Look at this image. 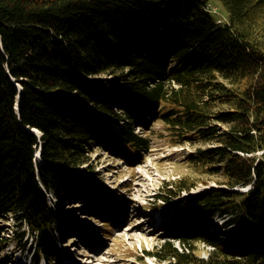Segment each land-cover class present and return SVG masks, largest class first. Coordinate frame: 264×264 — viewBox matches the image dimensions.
Wrapping results in <instances>:
<instances>
[{"label": "trees", "instance_id": "trees-1", "mask_svg": "<svg viewBox=\"0 0 264 264\" xmlns=\"http://www.w3.org/2000/svg\"><path fill=\"white\" fill-rule=\"evenodd\" d=\"M139 110L148 131L162 121L173 144L205 145L186 164L225 182L173 201L190 189L179 179L163 212L222 227L178 231L185 248L168 239L151 254L264 264V0H0V264L8 216L33 236L34 264L62 256L50 197L107 205L92 153L142 159L151 137L135 130Z\"/></svg>", "mask_w": 264, "mask_h": 264}, {"label": "rangeland", "instance_id": "rangeland-1", "mask_svg": "<svg viewBox=\"0 0 264 264\" xmlns=\"http://www.w3.org/2000/svg\"><path fill=\"white\" fill-rule=\"evenodd\" d=\"M213 10L221 19H226L218 2L213 4ZM137 114L142 121L135 125V130L151 137L150 148L140 160L130 152L122 153L120 148L114 150L105 145L93 151L99 177L96 181L107 193V205H90L80 199L62 202L50 197V203L58 208L64 220L61 230L56 233L63 257L52 263L40 257L37 264H175L159 260L151 253L166 240H174L173 233L186 231L199 220L185 215L179 222L174 221L171 209L168 214L162 210L163 206L171 204L163 196L179 189L172 200L186 198L212 187L224 186V178L197 171L186 164L188 155L205 145L173 144L162 121L155 122L148 131L147 125H143L144 114L140 110ZM181 178L189 179V190L182 186L177 189L176 183ZM221 222L222 218L215 216L202 233H208L213 226L217 227L216 233L222 227ZM21 226L18 228L11 216L5 220V235L12 240L2 251L4 264H34L35 240L28 230H23L25 224ZM174 241L179 245L177 240ZM179 246L185 248L182 244ZM194 247L200 257L208 256L212 248L202 240Z\"/></svg>", "mask_w": 264, "mask_h": 264}, {"label": "water", "instance_id": "water-1", "mask_svg": "<svg viewBox=\"0 0 264 264\" xmlns=\"http://www.w3.org/2000/svg\"><path fill=\"white\" fill-rule=\"evenodd\" d=\"M18 88H19V91H20L22 89V86L21 85L20 86L18 85ZM19 98H20V96L18 95L17 96V102H16V105H15V109L16 110L19 109ZM31 131L36 132V133L39 132V130H37V129H31ZM40 153H41V148L39 146V148H38V150L36 152V159H39L40 158Z\"/></svg>", "mask_w": 264, "mask_h": 264}, {"label": "bare ground", "instance_id": "bare-ground-1", "mask_svg": "<svg viewBox=\"0 0 264 264\" xmlns=\"http://www.w3.org/2000/svg\"><path fill=\"white\" fill-rule=\"evenodd\" d=\"M19 86L21 85V84H18ZM194 228L196 227V225L195 226H193Z\"/></svg>", "mask_w": 264, "mask_h": 264}]
</instances>
